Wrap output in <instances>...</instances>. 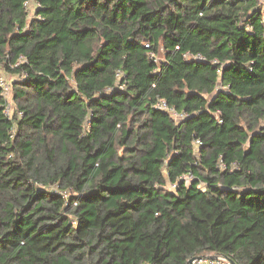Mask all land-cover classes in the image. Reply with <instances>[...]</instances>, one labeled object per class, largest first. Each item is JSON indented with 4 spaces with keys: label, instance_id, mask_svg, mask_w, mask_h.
I'll list each match as a JSON object with an SVG mask.
<instances>
[{
    "label": "trees",
    "instance_id": "16d2710c",
    "mask_svg": "<svg viewBox=\"0 0 264 264\" xmlns=\"http://www.w3.org/2000/svg\"><path fill=\"white\" fill-rule=\"evenodd\" d=\"M1 70L0 264H264L260 0H0Z\"/></svg>",
    "mask_w": 264,
    "mask_h": 264
},
{
    "label": "built area",
    "instance_id": "2783aa9c",
    "mask_svg": "<svg viewBox=\"0 0 264 264\" xmlns=\"http://www.w3.org/2000/svg\"><path fill=\"white\" fill-rule=\"evenodd\" d=\"M261 3L264 4V0H260ZM28 5V4H26ZM148 47V45H145ZM21 58V57H20ZM0 90H1V96L4 100V114L8 117H11L10 115V104L8 102L9 95L12 90L11 82L7 81L3 76L0 75ZM155 107L157 109H160L162 111H165L168 113L175 121H180L186 117V113L176 111L174 108L168 106L163 100H159L156 102ZM201 142L199 140L194 141V145L197 147L200 145ZM186 182L190 179V176L185 177ZM192 264H231L226 258L223 256L217 255V254H208L201 256L197 259H194L192 261Z\"/></svg>",
    "mask_w": 264,
    "mask_h": 264
},
{
    "label": "rangeland",
    "instance_id": "374dc122",
    "mask_svg": "<svg viewBox=\"0 0 264 264\" xmlns=\"http://www.w3.org/2000/svg\"><path fill=\"white\" fill-rule=\"evenodd\" d=\"M29 8H30V10L33 9L32 4L29 5ZM0 75L3 76L7 81H9V82H11V83H12L15 79H17L15 75H12L11 73L6 72V71H2V70L0 71ZM8 102H9V104H10V110H9V112H10V115H12L14 112H16V106H15V103L13 102V100H12V90H11V92H10ZM205 254H206V253H205ZM206 255H208V254H206Z\"/></svg>",
    "mask_w": 264,
    "mask_h": 264
},
{
    "label": "water",
    "instance_id": "95a60500",
    "mask_svg": "<svg viewBox=\"0 0 264 264\" xmlns=\"http://www.w3.org/2000/svg\"><path fill=\"white\" fill-rule=\"evenodd\" d=\"M224 257V256H223ZM197 258H199L198 256H193V257H191L189 260H188V264H192V261L194 260V259H197ZM224 258H226L231 264H235L231 259H229V258H227V257H224Z\"/></svg>",
    "mask_w": 264,
    "mask_h": 264
}]
</instances>
